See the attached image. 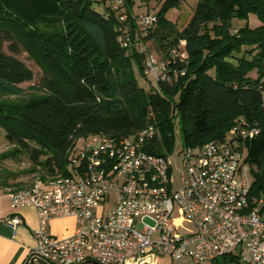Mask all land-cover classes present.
I'll use <instances>...</instances> for the list:
<instances>
[{
  "label": "trees",
  "instance_id": "1",
  "mask_svg": "<svg viewBox=\"0 0 264 264\" xmlns=\"http://www.w3.org/2000/svg\"><path fill=\"white\" fill-rule=\"evenodd\" d=\"M125 1L123 12L131 15V2ZM180 2L166 0L145 38L129 19L132 46L124 49L117 32L126 24L119 20L123 13L110 7L99 13L91 0H0V132L13 147L0 158L23 152L32 171L53 179L69 175L79 139H126L153 125L159 134L145 150L167 157L175 124L182 147H198L222 140L245 119L258 128L246 142L250 196L264 208V0H198L178 31L164 13ZM250 15L260 23L257 28L249 27ZM233 19L244 26L232 28ZM150 41L160 59L185 41L188 59L173 66L183 75L145 91L135 81L133 65L145 76V57L137 46ZM23 52L41 70L27 89L21 85L34 75L18 59ZM219 261L239 264L231 256L212 264Z\"/></svg>",
  "mask_w": 264,
  "mask_h": 264
},
{
  "label": "built area",
  "instance_id": "2",
  "mask_svg": "<svg viewBox=\"0 0 264 264\" xmlns=\"http://www.w3.org/2000/svg\"><path fill=\"white\" fill-rule=\"evenodd\" d=\"M125 6V0H117L110 8L119 12ZM129 19L140 38L158 22L156 14L119 17L121 23ZM124 25L117 29L118 42L128 49L132 41ZM185 45L180 41L165 59L156 60L140 43L144 74L156 82L183 75L173 66L187 63ZM257 133L255 124L240 119L218 142L182 147L178 155L184 174L178 184L168 157L145 150L159 134L153 125L126 139H84L69 157L68 176L8 194L12 211L33 208L39 221L35 247L23 264H153L158 255L189 257L195 263L231 256L238 263L264 264V210L262 200L250 196L247 177L246 142ZM175 206L193 232L175 230ZM68 216L76 219L74 233L58 239L48 221ZM6 223L15 230L23 221L13 213Z\"/></svg>",
  "mask_w": 264,
  "mask_h": 264
},
{
  "label": "rangeland",
  "instance_id": "3",
  "mask_svg": "<svg viewBox=\"0 0 264 264\" xmlns=\"http://www.w3.org/2000/svg\"><path fill=\"white\" fill-rule=\"evenodd\" d=\"M93 3V8L99 13H103L105 11V7H113L117 0H91ZM131 2V10L132 14L137 17L139 15H147V14H159L162 12V8L166 0H128ZM198 0H181L178 7L169 8L164 13V18L174 24L178 31L182 30L187 23L189 22L193 10L197 4ZM118 13H124L123 9ZM251 16V20H249L250 25L257 21V18L253 15ZM259 23V22H258ZM129 28L127 23L124 25ZM244 26V22L239 21L237 19L232 20V28L242 27ZM144 44V43H143ZM139 45V44H138ZM148 49L149 53L153 56L154 59L157 60V56L154 52L153 43L150 41L147 44H144ZM25 66L33 72L34 78L31 83L22 84L21 87L27 89L29 86L36 84L41 76V70L38 65L32 60L30 55L23 52L18 56ZM144 64V62H143ZM134 77L138 86L143 88L145 91H148L151 87L156 86V81L154 77L148 73H145V76H142L137 66L133 65ZM252 77H255V73L251 74ZM84 139H79L76 142L75 151L79 150L82 146ZM182 148L180 134L177 124L174 127V145L170 153L167 154L169 164L172 170V177L176 181L175 184H178L180 177L184 174V167L181 162V158H179V152ZM13 151L12 145L7 143L4 137V131L0 132V157L3 154L9 153ZM33 167L30 163L27 155L23 152L16 153L15 157H9L6 159L0 158V191L4 189H9L11 191H20L31 187L33 184L37 182H47L50 179L48 175H46L42 171H32ZM41 176H44L45 179L42 180ZM247 177L252 183L253 175L252 170L249 167L247 171ZM261 211L264 208L260 209ZM262 219H264V215H262ZM172 225L175 230L181 235H187L194 231V226L188 222L180 209L175 206L174 213L172 216ZM153 264H212V262H202L195 263L189 257H184L179 260H171L166 255H158ZM216 264V263H215ZM218 264H225L223 261H219ZM239 264H247V263H239Z\"/></svg>",
  "mask_w": 264,
  "mask_h": 264
},
{
  "label": "crops",
  "instance_id": "4",
  "mask_svg": "<svg viewBox=\"0 0 264 264\" xmlns=\"http://www.w3.org/2000/svg\"><path fill=\"white\" fill-rule=\"evenodd\" d=\"M249 20L251 16L248 25L252 29L260 25L257 21L250 25ZM10 192L9 189L0 191V264H23L35 247V231L38 229L39 221L33 208L26 207L12 211L8 197ZM13 213L20 216L23 221L15 230L6 223ZM48 228L56 238H67L74 233L76 219L73 216L54 218L48 221ZM32 264L41 263L35 261Z\"/></svg>",
  "mask_w": 264,
  "mask_h": 264
}]
</instances>
